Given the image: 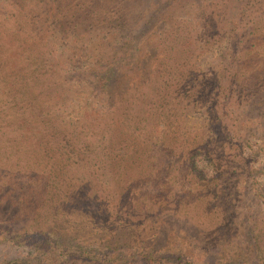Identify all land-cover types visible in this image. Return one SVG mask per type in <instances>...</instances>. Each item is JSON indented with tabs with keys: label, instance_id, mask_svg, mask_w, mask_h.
I'll use <instances>...</instances> for the list:
<instances>
[{
	"label": "rangeland",
	"instance_id": "obj_1",
	"mask_svg": "<svg viewBox=\"0 0 264 264\" xmlns=\"http://www.w3.org/2000/svg\"><path fill=\"white\" fill-rule=\"evenodd\" d=\"M162 1L0 0V264H51L5 238L34 228L70 239L59 264H144L102 252L125 245L264 264V0H177L160 17ZM182 19L196 47L180 54L165 25ZM111 44L151 79L144 103L129 102L128 73L114 84L131 106L121 122L92 75Z\"/></svg>",
	"mask_w": 264,
	"mask_h": 264
},
{
	"label": "trees",
	"instance_id": "obj_2",
	"mask_svg": "<svg viewBox=\"0 0 264 264\" xmlns=\"http://www.w3.org/2000/svg\"><path fill=\"white\" fill-rule=\"evenodd\" d=\"M177 0H165L164 2L162 1L158 12L161 11L159 16H162V13L168 10H172L173 6H175V3ZM228 10L224 9H219L218 13L215 14V16L219 17L220 15L227 16ZM153 16L155 17L156 14ZM213 14L211 15V23H210V28L212 32V36H216L219 33V21L217 20ZM163 17V16H162ZM144 29L146 30L147 28V23L143 24ZM169 25V26H168ZM188 24L185 23V20L182 19L180 22H176V24L170 22L166 23L165 29L167 30V33L169 34L170 38L175 40L174 43L175 45L173 47H177L179 50L180 54H183L184 51H188L190 48L196 47V42H191L193 46H190V43H186V37L190 34L188 29L186 28ZM230 28H233L230 26ZM18 31L26 29H21L18 27ZM191 30V28L189 29ZM145 33V32H144ZM182 37L179 41L177 40V37ZM23 45L28 44L29 42V37L22 38ZM184 42L186 45H184ZM22 45V46H23ZM239 46V45H238ZM238 46L234 44L233 49L231 50L232 53H236ZM122 46H114L113 44L109 45L108 48L102 49V51L99 52V54L96 57L95 60V66L92 69V75L93 78L96 80V84H98L97 87H99L102 92L103 96H109V100L114 103L115 101H120L119 103L112 104L113 106V112L115 114V119L113 120L114 122H118L123 119V117H127L128 111L126 109L130 106V103H141L146 102L145 99V92L141 91V87L139 85L145 86L147 85L146 82H150V74L147 71V66L148 63L146 62L147 66L143 65L145 67L143 70L139 71L136 73L138 75L137 78L134 76L129 75L130 71V64L132 63V59L130 56H133V54H127L124 49H122ZM240 48V47H239ZM129 51H132L129 49ZM136 51V50H135ZM134 51V52H135ZM133 52V51H132ZM166 53V52H164ZM180 67H182V70L186 67V63L183 61L182 63H179ZM233 68V63L230 62L228 65H223L222 69L224 72V75L222 74V78H226V81H228L233 75L229 73V71ZM142 72V75H141ZM128 73V74H127ZM130 73H135V71H131ZM124 74H127L128 81L132 82V85H128V91L131 90L135 94L133 95L134 101H129L130 103L128 104L127 107H124L123 104L124 102L122 99V95H116V91H113V87L115 86L114 84L120 81V76ZM162 74L159 73L157 74V77H155L153 80L154 82L160 81L163 84H166L163 78L158 79L161 77ZM220 80V79H219ZM242 81L240 82L241 84V91L246 92V95L244 96L245 98V103H248L246 98L253 97V93L255 92V86L249 83V79H241ZM127 81V82H128ZM23 84L21 86L24 87V80L22 81ZM118 85V84H117ZM124 87V86H123ZM122 87V88H123ZM118 90V86H117ZM214 90L213 92H215ZM156 98L159 100H164L166 98V95L161 94V89L156 88L155 92ZM127 100V99H126ZM128 101V100H127ZM124 107V108H123ZM49 131V129H47ZM72 145V144H71ZM51 151L50 153L53 158L56 156L57 148L59 151V145H53V143H50ZM72 150H74L73 147H71ZM62 163V162H61ZM189 165L191 166V170L195 173H198L200 169L191 161H189ZM60 172H57L56 170L54 171V174L52 175L53 181H61L62 179V174L68 173L64 169V164L59 166ZM63 169V170H62ZM49 170V168H48ZM50 176V175H49ZM47 174L45 176V181H52L51 177H49ZM51 179V180H50ZM5 238H7V241H10L12 244L14 243H26L29 245L32 249H34L36 252H39L48 258H51V264H59L61 261L66 260L67 256L70 253V250L72 248V242L70 239H67L65 237H62L58 233H55L53 231L49 230H44L40 228H34V230H29L22 233V234H14L12 235H6ZM4 238V239H5ZM126 246V245H125ZM123 247L122 251L114 250V249H109L108 247L102 248V252L104 250H107L110 253V256L115 258L118 253H125L126 257L137 260L141 259L144 264H207L206 262L199 261L197 259H194L191 257V255L185 254V253H180V252H175V251H162V252H156L151 249H136L133 248L130 245H127L126 247ZM4 264H30L28 260H23V259H15V260H6ZM246 264H257V263H246Z\"/></svg>",
	"mask_w": 264,
	"mask_h": 264
}]
</instances>
